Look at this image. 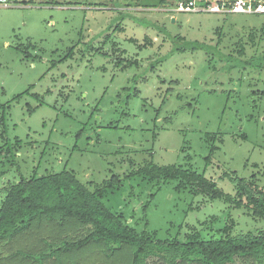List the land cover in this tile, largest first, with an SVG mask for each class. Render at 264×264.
<instances>
[{"label":"rangeland","instance_id":"rangeland-1","mask_svg":"<svg viewBox=\"0 0 264 264\" xmlns=\"http://www.w3.org/2000/svg\"><path fill=\"white\" fill-rule=\"evenodd\" d=\"M4 1L0 201L9 183L34 174L66 169L90 190L115 174L120 187L102 202L155 242H183L190 228L205 237L228 218L236 233L264 229L244 209L177 189L179 179L123 178L131 161H151L189 168L230 195V175L264 184V13L175 11L176 0ZM85 232L74 224L52 240ZM34 243L29 234L2 243L0 264H30L11 249ZM128 248L118 251L121 264L131 261ZM94 249L93 258L43 264H111Z\"/></svg>","mask_w":264,"mask_h":264},{"label":"trees","instance_id":"trees-1","mask_svg":"<svg viewBox=\"0 0 264 264\" xmlns=\"http://www.w3.org/2000/svg\"><path fill=\"white\" fill-rule=\"evenodd\" d=\"M253 38L250 36L251 40ZM241 48L242 44L237 43L234 50L242 54ZM210 159L209 155L206 161ZM129 165L131 170L123 175L124 179L132 176L151 180L179 179L177 189L195 188L196 193L209 200L219 199L232 208L244 209L254 221L264 220V184H259L256 176H228L235 188L234 195H230L222 192L214 180L189 168L159 166L151 161L141 165L131 161ZM120 183L121 178L113 174L90 190L88 184L66 169L34 174L9 183L0 201V249L2 243L8 245L29 234L38 248L26 253L17 247L11 249L15 253L10 255L14 261L20 255L26 257L25 261L30 259V264H43L45 260L51 263L48 260L51 257L61 262L63 255L69 253L74 258L85 254L93 258L89 252L94 246L101 258H108L111 264H121L117 260L118 251L127 245L131 255L129 264H146L150 257H161L167 264H234L237 259L264 264V229L251 228L236 233L238 223L231 218L221 229L205 237L190 228L183 242L176 238L155 242L153 234L137 232L102 202L107 191L118 190ZM74 224L86 231L80 239L54 243L53 238ZM38 241L44 246L39 247Z\"/></svg>","mask_w":264,"mask_h":264},{"label":"built area","instance_id":"built-area-1","mask_svg":"<svg viewBox=\"0 0 264 264\" xmlns=\"http://www.w3.org/2000/svg\"><path fill=\"white\" fill-rule=\"evenodd\" d=\"M3 3L4 0H1ZM175 11L264 13V0H176Z\"/></svg>","mask_w":264,"mask_h":264}]
</instances>
